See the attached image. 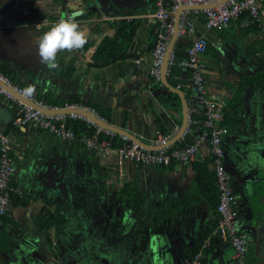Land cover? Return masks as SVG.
I'll list each match as a JSON object with an SVG mask.
<instances>
[{"label": "crops", "instance_id": "crops-1", "mask_svg": "<svg viewBox=\"0 0 264 264\" xmlns=\"http://www.w3.org/2000/svg\"><path fill=\"white\" fill-rule=\"evenodd\" d=\"M7 1L0 10V65L15 78L41 93L102 110L113 125L148 145L159 135L172 145L180 140L181 136L174 139L182 122L180 96L149 75L155 42L154 0ZM73 12L81 13L76 21L87 32L88 43L80 50L60 52L58 67L49 69L40 63L35 38L52 25L36 24L44 16L61 19ZM190 17L196 36L209 42L201 56L207 96L224 103L229 114L223 162L232 176L241 231L249 239L247 258L249 264H264V83L259 86L250 80L257 74L264 76V2L257 24L249 15L236 17L222 32L207 31L200 15ZM121 22L135 25L134 34L121 44L126 58L103 64L105 60L95 59L94 52L107 37H113ZM192 38H177L172 49L178 40L181 57L185 56ZM187 74L176 66L174 77L187 95L175 88L184 93L191 114L202 116ZM230 99L236 106L226 105ZM13 116L10 103L0 95V135L9 136L14 166L11 183L17 192L31 196L26 207L9 205L6 211L15 224L9 249L0 254L3 259L13 263L30 256L38 263L45 239L40 229L41 205L47 201L61 217L58 230L64 222H83L82 218L98 222V239L111 247L108 263L98 259V264H185L207 232L203 243L210 241L202 264H232L225 239L211 235L217 224V193L215 189V199L209 198L208 184L215 172L206 142L188 164L142 166L125 161L118 168L114 154L91 153L77 142L62 141L38 128L17 127ZM61 161L74 163L75 169L61 176ZM44 169L49 176L44 177ZM80 169L87 177L75 185L72 173L80 174ZM108 172L113 173L116 198L99 200V194L110 188L104 183ZM59 177L65 179V186L54 182ZM47 180L54 185L46 186ZM88 200L93 201L84 203ZM22 223L26 228L17 230Z\"/></svg>", "mask_w": 264, "mask_h": 264}, {"label": "built area", "instance_id": "built-area-1", "mask_svg": "<svg viewBox=\"0 0 264 264\" xmlns=\"http://www.w3.org/2000/svg\"><path fill=\"white\" fill-rule=\"evenodd\" d=\"M263 2L264 0H154V10L151 16L156 23L155 42L151 51L149 75L155 82L161 81L162 64L174 31L175 12L182 5L204 6L202 8L180 9L176 24V39L187 36L194 38L189 41L185 56L180 60H175L173 49L167 58L166 74L169 73L172 66L179 65L186 69L195 98L202 107L201 119L190 116L193 110H188L187 125L179 140V142H183L182 145L168 144L167 137L159 135L155 137L150 147H145L126 135L118 134L98 125L77 111H57L59 109H82L102 121H106L91 105L81 102H64L61 105H54L43 100H37L33 95L25 96L23 95V88L13 84L1 73L0 80L3 83L20 96L39 105L43 110L17 99L1 85L0 95L10 103L13 109V124L15 126L38 128L62 141L77 142L88 150L101 155L114 154L118 168L122 167L125 161L142 166H168L172 163L188 164L195 161L200 147L206 142L212 157L217 193L215 206L217 224L211 235L225 239L230 247L232 264H249L247 258L249 239L241 231L239 212L236 207V195L232 188V176L223 162V141L228 134V128L223 124L225 104L207 96L201 56L206 52L209 42L203 36H196L195 22L190 15H200L202 25L207 31L222 32L229 27L231 20L242 13H248L252 20L258 21L260 7ZM59 20L60 18L44 16L36 26H51ZM75 120L84 121L86 125V131L80 136L68 125V122ZM116 135L124 141L120 146H113ZM186 135L191 136L190 141H185ZM8 143L9 136L1 134L0 216L6 213L10 205L11 192L17 191L11 184L14 166ZM209 241L210 238L185 264H202L204 248L208 246Z\"/></svg>", "mask_w": 264, "mask_h": 264}, {"label": "trees", "instance_id": "trees-1", "mask_svg": "<svg viewBox=\"0 0 264 264\" xmlns=\"http://www.w3.org/2000/svg\"><path fill=\"white\" fill-rule=\"evenodd\" d=\"M8 4H9V2L7 0H0V10L5 5H8ZM244 16H248V13H242L238 16V18H242ZM257 23L258 22L254 21V24H257ZM134 32H135V25H133V24L122 23L121 26L118 25L116 27V32L114 33L113 37H110V38L107 37L103 41V43H101L100 48L95 50V52H94L95 59L103 58L105 60L103 64H107L109 62H114L116 60H119V59L122 60V59L126 58L125 57L126 55H124V52H123L124 49L122 48L121 44L126 39L129 40L131 38V35L134 34ZM181 47H182V44L177 40L175 42V46L173 49V55H174V58L176 61L180 60L183 57V56L181 57V52H180ZM174 72H176V67L172 66L170 68L169 73L167 74V80H168L169 84L173 87L180 88L187 95L186 88L184 86H182L180 81L174 77ZM0 73L2 75L6 76L13 84H15V85H17L23 89L28 87V85H26L22 81H19L17 78H15L13 76V74L10 71L5 69L1 65H0ZM261 75L257 74V76L253 77V79H250V80L255 82L256 84H258L260 86L261 84L264 83V78H263L264 76L262 77ZM173 95H175L178 98L177 94L173 93ZM33 96L37 100H43V101L47 102L48 104H54V105H61L64 102H78L74 99L66 100V99L53 97V96L41 93L37 90L35 91ZM232 100L230 99L229 102H227V104H226L229 108L236 106L235 105L236 102H234L235 100L234 99H232ZM97 112L101 116H103L107 122L111 123V119L107 113L103 112L102 110L101 111L97 110ZM227 115H229V114L224 111L223 124H225L226 127L228 126L226 124ZM191 116H193L194 118H197V119H201V116H199V115L191 114ZM233 124H234V120H232L231 126ZM68 125L74 129V131L76 132V134L78 136H80L82 133H84L86 131V125H85L84 121H80V120L79 121L78 120L70 121V122H68ZM7 132H8V130H7ZM163 133H166V132L163 131ZM190 140H191V136L186 135L185 141H190ZM123 143H124V141H122L118 137V135H116L115 139L113 141V146H120ZM182 143L178 141L174 145H182ZM197 180H199V177H197ZM211 181L212 182H210V184H208L209 188L207 189V191H209L208 192L209 198H212V200H213V199H215L214 194H215V189H216V187H215V176H214L213 180H211ZM12 185L14 188H16L15 184H12ZM29 200H31V196L27 195V194H23L22 192L12 191L10 194V205L14 206V207L24 208L29 204ZM216 203H217V199H216ZM215 206H216V204H215ZM40 220H41L40 229L44 235L46 243L48 244L49 252L53 256V259L56 260L58 258V249L56 246V239H57L56 233H57V230L61 226V217L56 213V210L51 206V204L49 202L44 201V203L41 205ZM14 224H15V220L13 219V217L11 215H8L6 213V214H3L0 216V254L3 253L5 250L9 249V243H10L11 236H12V234H11V228L12 227L11 226H13ZM207 233L200 236L199 241L196 244V248H194L192 250L191 254H189V258H192L195 255V253L198 251V249L200 248L201 244L203 243V239L205 238Z\"/></svg>", "mask_w": 264, "mask_h": 264}, {"label": "rangeland", "instance_id": "rangeland-1", "mask_svg": "<svg viewBox=\"0 0 264 264\" xmlns=\"http://www.w3.org/2000/svg\"><path fill=\"white\" fill-rule=\"evenodd\" d=\"M86 150V149H85ZM91 153H94L91 151ZM96 154V153H95ZM63 161H61L62 163ZM66 163L68 165V168H66V165L63 164ZM61 168H59L61 172V176L67 174V172H71L73 164L71 163L70 165L68 162H63ZM60 170H58L60 172ZM81 171L80 176L79 173L74 172L72 173L71 177L73 178L72 181L75 185H81L82 181L80 180L81 178L87 177L84 173V169H80ZM44 177L47 175L49 176L48 170L44 169ZM63 177H59L58 179H55L54 182L56 184L60 185V187L65 186V179L61 180ZM53 179V178H52ZM105 184H110V188L107 187L106 191H102L99 194V200H114L116 198V193L114 192L112 186H113V173L108 172L105 175ZM58 180V182H57ZM101 183V182H100ZM48 185H54L53 181L47 180L46 186ZM64 188V187H63ZM110 189V191L108 190ZM93 200H88L87 202L85 201L84 203L89 204ZM95 210V209H92ZM83 222H75L73 221L70 223H63V226L60 230L57 231V239H56V246L58 249V258L56 260L53 259V256L49 252V247L48 244L46 243L45 239H43V251L42 253L43 256L40 258L38 263L36 260H34L30 256H26L27 260L23 259L22 261L15 260V262L10 263L7 259H3L2 255L0 256V264H22L23 262H27L26 264H98L97 261L98 259H101L102 261L105 260L108 263L107 258L109 257L111 250L108 252L111 247L109 246L108 243H103L101 239H98L97 236V230H98V225L91 220H86L85 218L81 219ZM37 223V221H36ZM29 227V225H27ZM107 226V225H105ZM24 223L19 225L17 227V230L23 229ZM26 228V227H25ZM15 229V231H16ZM92 230V232H90ZM95 234H94V232ZM15 235L18 237L19 235L14 232ZM15 242V241H14ZM13 242V243H14ZM36 242V241H34ZM108 242V241H107ZM103 245L106 247H109L108 249H103ZM37 247V246H36ZM105 250V251H103ZM107 251V252H106ZM29 260V261H28Z\"/></svg>", "mask_w": 264, "mask_h": 264}, {"label": "clouds", "instance_id": "clouds-1", "mask_svg": "<svg viewBox=\"0 0 264 264\" xmlns=\"http://www.w3.org/2000/svg\"><path fill=\"white\" fill-rule=\"evenodd\" d=\"M79 15L81 13L73 12L71 15L61 18L48 31L35 38L42 65L49 69H55L58 67L57 56L60 52L80 50L88 43L87 32L76 21V17ZM35 91V86L29 85L23 90V95L32 96Z\"/></svg>", "mask_w": 264, "mask_h": 264}, {"label": "water", "instance_id": "water-1", "mask_svg": "<svg viewBox=\"0 0 264 264\" xmlns=\"http://www.w3.org/2000/svg\"><path fill=\"white\" fill-rule=\"evenodd\" d=\"M190 7L202 8L204 6H202V5H199V6H184V5H182V6H180V8L177 9V11L175 12L174 31H173L172 38H171V41L169 43V46L167 48V51H166V54H165V58H164V61H163V64H162V69H161V81H162V83L166 87H168L170 90L175 91V92L178 93V95L180 96V99H181V104H182V122H181L180 128H179L176 136L174 137V139H178L182 135V133L184 132V130L186 128L187 121H188V112H187L188 105H187V100H186V98L184 96V93L180 89L170 86V84H169V82L167 80L166 65H167L168 55H169L170 51L173 48L174 41L176 40V24H177L178 13H179L180 9H182V8H190ZM0 85L3 88H5L7 91H9L17 99H19V100H21L23 102H26V103L34 106V107L41 108L39 105L35 104L33 101H29L28 99H26V98L20 96L19 94H17L12 88L7 86L1 80H0ZM70 110L71 111H77V112L83 114L84 116L88 117L89 119L93 120L95 123H97L98 125H101L104 128L112 130V131H114V132H116L118 134L126 135L131 140H134V141L138 142L139 144H141V145H143L145 147H150L151 146V145H148V144L144 143L142 140H140L138 137L132 135L128 131H126V130H124V129L116 126V125H113L112 123H109V122H106V121H102L101 119L95 117L94 115H92L91 113H89V112H87L85 110H82V109H59L57 111L64 112V111H70Z\"/></svg>", "mask_w": 264, "mask_h": 264}, {"label": "bare ground", "instance_id": "bare-ground-1", "mask_svg": "<svg viewBox=\"0 0 264 264\" xmlns=\"http://www.w3.org/2000/svg\"><path fill=\"white\" fill-rule=\"evenodd\" d=\"M12 182V181H11Z\"/></svg>", "mask_w": 264, "mask_h": 264}]
</instances>
